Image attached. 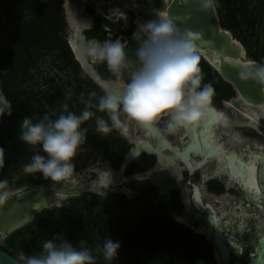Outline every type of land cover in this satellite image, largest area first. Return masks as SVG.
Masks as SVG:
<instances>
[{
    "label": "trees",
    "instance_id": "16d2710c",
    "mask_svg": "<svg viewBox=\"0 0 264 264\" xmlns=\"http://www.w3.org/2000/svg\"><path fill=\"white\" fill-rule=\"evenodd\" d=\"M0 4L6 8L17 4L19 10L27 13L22 23L9 28L4 41L0 42V64L10 74L7 78L0 77V91L5 93L13 106L10 116L0 118V147L4 149V166L0 168V179H7L10 188L16 189L25 179L15 178L11 164L21 166L29 162L34 152L40 150L39 146L33 147L18 139L22 119L28 116L36 122L50 110H54V114L49 117L54 119L63 111L62 103H67L70 111L79 114L84 107L80 94L83 93L85 99H88V93L95 92L84 86L82 78L92 83L100 95L102 88L88 77L75 58L68 40L62 35L66 21L60 11L52 10L44 0H0ZM217 4L221 25L231 30L243 43L248 56L264 62V0H217ZM103 22L110 30H114L122 21L105 19ZM133 29L136 30L137 27ZM84 33L87 38H95L100 42L106 40V30L102 23L94 25ZM135 47L136 42L131 37L126 47L129 55L133 54ZM49 55H53L63 68H68L72 76L59 80L55 75L37 71L39 60ZM199 60L202 80L209 83L212 67L200 55ZM96 71L103 78L114 79L103 63H98ZM39 78L48 85L47 88H34V84H39ZM227 86L228 92L223 94L226 97L233 94L231 86ZM216 87L217 92L222 89L219 85ZM91 99L93 104L97 102V96ZM89 110L95 115L102 114L91 106ZM81 127L84 128V123ZM85 138L97 150L95 159L99 156L112 157L111 163L115 168L120 166L129 147L124 138L113 134H99L95 130L87 131ZM154 162L155 156L144 153L135 165H129L128 171H132L135 166L142 170L147 169ZM29 181L32 184H41L45 178L39 173ZM149 183L156 206H147L137 222H131L125 214L127 197L121 193H113L114 200L109 203L112 215L108 217L89 213L86 210L89 204L83 199V204H79L77 209H61L54 216L42 220L35 216L9 234L6 243L0 244V248L15 257L21 251L26 255L39 253L41 243L24 236L25 231L33 227L45 231L51 237L58 234L73 245L84 240L85 245L94 247L105 238L111 237L121 245L116 258L120 264H176L164 250L170 238L188 264H214L212 243L209 239L172 217V214L179 213L182 209L175 178L161 173ZM221 189L222 186L218 187V190ZM62 229H65L64 233H61ZM19 235L22 236L20 239ZM97 262L105 264L98 255Z\"/></svg>",
    "mask_w": 264,
    "mask_h": 264
},
{
    "label": "clouds",
    "instance_id": "9594fccd",
    "mask_svg": "<svg viewBox=\"0 0 264 264\" xmlns=\"http://www.w3.org/2000/svg\"><path fill=\"white\" fill-rule=\"evenodd\" d=\"M197 2L199 10L205 13L213 12L217 4V0ZM178 19L161 11L156 19L138 24L132 33V40L136 42L132 55L126 51L127 40L116 38L97 42L89 51L93 62L103 63L117 81L126 75L123 87L114 90L107 84H100V76L90 72L88 77L102 88L95 104L91 99L96 96L95 92H89L88 99L81 93L84 107L79 114L70 111L67 103H62L63 111L54 119L44 114L33 122L25 116L20 122L18 139L27 145L39 146L40 150L22 165L23 173H40L54 182H66L72 177L73 160L87 132L81 126L95 115L89 110L90 106L107 116L105 119L95 115V131L104 135L113 130L122 135L127 132L121 115L144 127L157 126L163 120L159 130L168 135L203 122L212 104L214 88L211 83H202L196 45L198 34L181 29ZM243 68L238 73L239 78L255 82L264 92V62H248ZM3 75H7V70ZM12 111L11 101L0 91V118L10 116ZM3 166L4 149L0 147V168ZM112 183V173L108 169L91 181L89 190L97 195L106 194ZM11 195L8 180L0 179V213ZM120 247L111 237L90 248L84 240L73 245L57 235L54 239H43L39 253H17L15 264H96L97 255L105 264H113Z\"/></svg>",
    "mask_w": 264,
    "mask_h": 264
},
{
    "label": "water",
    "instance_id": "95a60500",
    "mask_svg": "<svg viewBox=\"0 0 264 264\" xmlns=\"http://www.w3.org/2000/svg\"><path fill=\"white\" fill-rule=\"evenodd\" d=\"M74 2L75 15L81 23L74 30L76 44L75 49L68 38V43L75 58L82 69L88 74L95 72L100 75L94 65L85 59L84 52L98 42L95 39H86L85 27L80 14L82 0H66ZM121 1V0H120ZM119 1V2H120ZM131 8L140 13L149 12L157 18L159 12L178 17L181 29L192 30L199 38L196 40L198 55L202 56L227 82L231 83L242 100L251 102L253 106L264 102V92L253 81H242L238 73L244 70L248 62L256 63L255 59L247 57V51L243 43L233 33L224 28L220 23L217 8L207 13L199 10L197 0H127ZM86 41V42H85ZM80 54L77 53V51ZM106 79H101L100 84H105ZM96 83V82H95ZM98 84V83H96ZM117 90L120 85L112 86ZM229 106V104H226ZM235 112V108H232ZM242 116L244 114L240 113ZM260 115L264 117V112ZM223 112L211 105L203 122L184 128L185 139L179 144H173L156 127H144L152 139L135 138V142L126 152L119 169H112V177L117 183L126 181L129 176L124 174L129 161L141 152L154 153L163 164H174L176 160L182 163L189 172L206 164L209 160L217 161V168L210 172L211 176L224 173L229 180L237 183L243 194L264 211V152L248 149L243 154L235 149L225 146L221 140V132L230 131L232 124H240L237 120L219 126ZM127 129L133 135L134 126L128 122ZM168 150L169 153H164ZM195 156H199L195 159ZM99 163V162H98ZM96 164V163H94ZM93 165V164H92ZM91 166V165H90ZM89 166V167H90ZM89 167L83 171H89ZM205 178V177H203ZM90 180H78L74 176L66 182L49 181L45 184H29L12 190V195L0 213V239L13 233L21 226L30 222L35 213L54 203L60 202L65 196L78 195L82 191H90ZM70 181V184L67 182ZM93 192V191H92ZM193 202L197 209L205 211L206 216L201 220L200 230L207 232V237L212 241L215 257L220 264H237L235 259L239 257L232 247L231 235H227L221 225L222 217L210 202H203L197 186H194ZM242 225L239 226L241 229ZM262 230V232H261ZM258 231L250 243H256L253 255L248 257L245 264H264V226L255 227ZM16 257L0 248V264H15Z\"/></svg>",
    "mask_w": 264,
    "mask_h": 264
},
{
    "label": "rangeland",
    "instance_id": "374dc122",
    "mask_svg": "<svg viewBox=\"0 0 264 264\" xmlns=\"http://www.w3.org/2000/svg\"><path fill=\"white\" fill-rule=\"evenodd\" d=\"M44 1L50 5V8L52 10L60 11L64 15L66 21V27L62 35L66 39H68L72 30L67 16L66 0H44ZM104 1L110 2L112 0H104ZM16 6L17 4H14V7L6 8L5 6H2L0 4V42L4 41L7 30L13 26L20 25L27 15L25 11L19 10ZM216 8L218 12L219 11L218 4H216ZM80 14H82L90 22V26L86 30L91 29L96 24L102 23L103 29L106 30V40H114L116 38H119L122 41L124 40L129 41V39L132 37V33L135 31L133 27L138 26V24L135 22L136 19L135 11L126 8L124 12H121L119 14L115 13L112 15H107L102 13L98 8L97 4L92 0L83 1V3L81 4ZM105 19H111L113 21L121 20L122 22L118 24L116 29L110 30V27L103 22L105 21ZM247 57L253 59L248 55ZM88 59L96 69L98 63L93 62V59L90 55L88 56ZM37 65L39 67L37 71L39 72L43 71L44 74L49 73L50 75H55L56 78L59 80H65L72 76V72L68 68H63L61 64L58 62V60L54 58L53 55H49L44 59L39 60ZM4 70L7 69L0 64V77L3 78L9 77L10 74L8 70H7V75L6 76L3 75ZM126 79L127 77L125 75L119 81L115 80V78L106 79V80L112 84H120L123 86ZM38 80H39V84H34L35 89H44L48 87L46 83H42V80L40 78ZM82 80L84 86L95 91L96 96L98 98L100 92L93 86V84L84 78H82ZM46 114L52 115L54 114V110H50ZM99 116H102L105 119H107V116L104 113L99 114ZM121 119L124 122L125 116L121 115ZM162 124H163V120L160 121L158 125L162 126ZM95 127H96L95 116L84 122V128H86L87 131H93L95 130ZM138 133L142 135V130H140L139 128H138ZM245 133L253 134V131L251 129H247L245 130ZM109 134L124 137V135L120 134L116 130H113ZM178 135H179V131L174 135H170L173 142H176L178 140ZM126 140L129 142L127 138ZM258 143L264 145V133L263 135L261 134V138L259 139ZM95 156H97V150L89 144L88 138H85V141L77 149V154L73 160L75 166L73 176L77 179H81L82 171L96 162L105 163V167L112 166L111 163L112 157L99 156L97 159H95ZM135 162L136 161L131 162L130 164L135 165L134 164ZM22 165L14 166L13 164H11L12 174L15 176V178L25 179L24 183L18 186L17 188L32 184V182L29 181V179L39 174V173H35L29 175L23 173ZM207 167H209V165ZM159 171H161L160 168L156 167L149 172H144V171H140V169L135 166L134 169H132V171L130 172L128 171L129 180L127 182L119 186L110 187V189L107 191L106 194L102 193L101 195H97L95 192L92 191H82L78 195L65 196L60 202L54 203L36 212L34 217L36 216V219L42 220L47 217L54 216L56 213L60 212L61 209H64L66 211H69L70 209L71 210L77 209L79 208V204H83L82 200L85 199L89 204V208L86 209L89 210V213H91L92 215L97 214L105 218L112 215L111 211L109 210V203L114 200L113 193H121L124 194L128 199L127 207L125 210V214L127 218L131 222H137L138 217L145 211L147 206L149 205L156 206V200L152 195L151 184L149 183V181L152 180L155 177L156 173H158ZM166 171H168L171 175L176 176L177 167L176 166L168 167ZM95 176H96V172H89V177H95ZM49 181L50 180L45 179V181L42 182V184L47 185ZM212 185L213 183H209V186ZM206 197L209 200L211 199L213 201L214 206L219 212L223 213V211L226 209L227 206L226 203L223 200H221V198H218V201H216L213 200L214 198H212L210 195H206ZM191 216H192V212L190 211L188 213L182 212L181 214L176 216L174 215L173 217L177 221L189 226ZM64 231L65 229H62L61 233H64ZM57 235L58 234H55L53 237H51L45 231L37 230L34 229L33 227L29 228L24 233V236L26 238H32L38 243H41V241L45 238L54 239ZM7 237L8 235L1 238L0 244H5L7 241ZM21 237L22 236L19 235L18 239H20ZM86 246L91 248V245H86ZM164 250L168 253V255L174 260L176 264H188L179 253L177 249V245L173 243L171 238L165 244ZM93 254L96 255L95 253ZM114 262L115 264H120L118 259H115ZM96 264H98L97 260H96ZM146 264H151V263H146Z\"/></svg>",
    "mask_w": 264,
    "mask_h": 264
},
{
    "label": "flooded vegetation",
    "instance_id": "af4514ba",
    "mask_svg": "<svg viewBox=\"0 0 264 264\" xmlns=\"http://www.w3.org/2000/svg\"><path fill=\"white\" fill-rule=\"evenodd\" d=\"M86 39H94V38H87L86 37ZM103 79H107V78H103ZM202 83H204L203 80H202ZM209 83H211L213 88H214V96H213V100H212L211 105H213L219 111L223 112V116H222L221 120L219 121V126H223V125L231 122L234 119L241 122L240 124H232L229 132L222 131L221 132V140L222 141L227 140L228 136L226 134L231 133L234 137L240 136L242 138V141L240 142V144L234 146L236 148L235 150L238 153L243 154L248 149L264 152V150L255 146L256 144L261 145V146L263 145V144L258 143V141L261 138V134L263 135V133H264V117L260 116L259 119L257 120V124L254 126L250 122L246 121L247 117L242 116L240 114L241 113L240 111L236 112V110H235V112H233L232 108H235V107L230 106V105L227 106L226 104H229V102L231 100H233L234 98H237L238 93L236 92L233 85L231 83L227 82L225 79H223L221 77V75L213 67H212L211 78H210ZM217 85L222 87V89L220 90L221 92L220 91L217 92V89H216ZM227 85H230L232 90H233V94L228 96V97L223 95V94H226L228 92V86ZM126 120L127 119L125 117L124 123H125L126 127H127L128 122L133 123V126H134L133 136L135 138L139 137L142 139H148L152 143V139L150 138L149 133L147 132V130L144 127L139 125L140 126L139 129L142 130V135H140L138 133V128L136 127L137 123L134 121H128L127 122ZM225 120H226V123L223 122ZM156 127L159 129L161 126L157 125ZM247 129H251L253 131V134L245 133V130H247ZM128 132H129V130H128ZM129 134H131V133L129 132ZM123 135L125 138L124 137H122V138H124L125 140L127 138L130 142L129 143L126 140L129 143L128 144L129 147L127 149V151H128L130 149V147L133 145V143L135 142V139L132 141L126 135V133H124ZM163 135L167 139H169L171 141V143H173V144H179L182 139L186 138V136L184 134V128L179 130L178 140L176 142L172 141L170 135L165 134V133H163ZM118 137H121V136H118ZM228 142H230V141H228ZM226 146H228L229 148H233V146H231V145H226ZM263 147H264V145H263ZM144 153L146 155H149V156H151V155L155 156V162L151 167L144 169V170L140 169V171L149 172L156 167H159L161 170L158 173H156V175L153 179H155L156 177H159V175L161 173H167V174L171 175L168 171H166L168 169V167H171V166L177 167L176 176H174V175H171V176H173L175 178V180L178 184L179 198H180L181 203H182V209L179 213L172 214V217L174 215L175 216L179 215L182 212L188 213L191 211L192 216L190 217L189 226L184 224V223L183 224L186 225L187 227H189L190 229H192L194 232L201 233L207 237V232L200 230L201 220L206 216V213H205V211L197 209L194 205V202H193L194 186L198 187L203 202H210L214 206L213 201L211 199L209 200L206 197V195H210L212 198H214L213 200L218 201V198H221V200H223L226 203L227 207L223 211V213L219 212L215 206H214V208L216 209L217 214L222 217L221 225L223 227V230L226 231L227 235H231L230 238L233 242L232 247H233L234 252L237 255H239V257H236V259H235L236 263L237 264H245L248 261V257L253 255V253H254L253 248L256 247V245H257L256 243L255 244L250 243V241L256 236L255 234L258 232V231H254V228L264 226V211L258 205H256L254 202L250 201L243 194V192L241 191V189L239 188L237 183L232 181V180H229V178L226 174L219 173V174L214 175V176L210 175V172L213 169L217 168L218 163L215 159H211L206 164H204L203 166H201L199 168H195L192 172H189V170L182 163H180L177 160L176 156H174L176 163H174V164H163L158 160L157 156L154 153H149V152L144 151V152H141L135 158H133L131 161H129L127 163L128 167H129L131 162H134V161L137 162L139 160L140 156ZM164 153L168 154L169 151L164 150ZM124 157H125V155H124ZM194 158L198 159L199 156H195ZM122 162H121V164H122ZM96 163H98V162H96ZM208 165H209V167H207ZM128 167L126 165L125 170H124V174L127 176H128V171H127ZM111 168L112 169H119L120 166L118 168L111 166ZM91 172H94V171H91ZM96 176H97V173H96ZM203 177H205V178H203ZM92 178H94V177H92ZM209 183H213V185L209 186ZM220 186H222V189L218 190V187H220ZM231 193H234V194H231ZM196 213H198L197 217H195ZM173 219H174V217H173ZM240 225H242L241 229L239 228ZM261 232H262V230H261ZM207 239H209V238L207 237ZM209 241L212 243V241L210 239H209ZM212 250H213V256H214V264H220L215 257V253H214L215 247H214L213 243H212Z\"/></svg>",
    "mask_w": 264,
    "mask_h": 264
},
{
    "label": "bare ground",
    "instance_id": "6f19581e",
    "mask_svg": "<svg viewBox=\"0 0 264 264\" xmlns=\"http://www.w3.org/2000/svg\"><path fill=\"white\" fill-rule=\"evenodd\" d=\"M82 1H87V0H82ZM92 1H94L97 4L98 8L100 9V11L102 13L107 14V15H112V14H115V13L119 14L121 12H124V10L126 8H129V9L135 11V13H136L135 22L137 24L144 23V22H147L150 19H154L155 18L154 15L151 16L149 12L140 13L135 8L134 9L131 8L130 5H128L127 0H121V1L120 0H112L110 2H106L104 0H92ZM75 5L76 4L74 2L71 3V2L66 1L67 16H68V20H69L70 27H71V30H72L71 34L69 36V39L71 40V43H72L73 47L75 49H78L77 44H76V38H75L74 30L76 29V26H78L81 23V21L75 15ZM81 16L83 17L82 23L84 24V26H86L85 27V29H86V28H88L90 26V22L82 14H81ZM77 53L82 55L80 53V50H79V52L77 51ZM83 54H85V59L87 60V63H88L89 62V59H88L89 52H84ZM100 78L103 79L101 76H100ZM105 84H107L109 87H112L113 85L114 86L120 85V84H112L109 81L105 82ZM120 87H123V86L120 85ZM229 105L230 106H234L236 112L240 111L242 114L247 116L246 121L250 122L254 126L257 124V120L261 116L260 115L261 111L264 112V102L260 103L259 105L253 106V104L251 102H248L247 100H242L240 98H234L233 100H231L229 102ZM126 121L128 122L129 120H126ZM136 127L140 128L138 123L136 124ZM126 135L132 141L135 139V137L132 134H129L128 129H127ZM226 135L228 136L227 140H223L225 146L226 145H231V146H233L234 149H236L234 146L240 144V142L242 141V138L240 136L239 137H234L231 133H227ZM228 141H230V142H228ZM255 146H257V147L261 148L262 150H264L263 145L261 146V145H257L256 144ZM108 169H110L111 173H112V168L110 166L105 167V163H103V162H99V163L93 164V165H91L89 167V171H82L81 179H78V180H81V181L87 180L88 181L90 179H96L100 174H102L103 172L107 171ZM91 171L96 172L97 176L94 177V178L89 177V172H91ZM128 180H129V178L126 181H123L122 183H117V182L114 181V178L112 177L113 183H112L111 187L112 186L113 187L119 186V185L127 182ZM70 183H71L70 181L67 182V184H70ZM197 215H198V213H196L195 217H197Z\"/></svg>",
    "mask_w": 264,
    "mask_h": 264
}]
</instances>
